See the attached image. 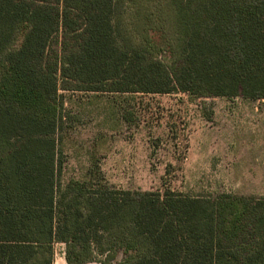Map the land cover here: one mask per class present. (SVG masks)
<instances>
[{
	"label": "trees",
	"instance_id": "trees-1",
	"mask_svg": "<svg viewBox=\"0 0 264 264\" xmlns=\"http://www.w3.org/2000/svg\"><path fill=\"white\" fill-rule=\"evenodd\" d=\"M60 90L264 98V0H0V264H264V195L65 180Z\"/></svg>",
	"mask_w": 264,
	"mask_h": 264
},
{
	"label": "rangeland",
	"instance_id": "rangeland-1",
	"mask_svg": "<svg viewBox=\"0 0 264 264\" xmlns=\"http://www.w3.org/2000/svg\"><path fill=\"white\" fill-rule=\"evenodd\" d=\"M60 93L65 180L80 177L96 158L120 189L264 195V98ZM65 250L55 243L54 264H67ZM87 264H101L100 256Z\"/></svg>",
	"mask_w": 264,
	"mask_h": 264
}]
</instances>
